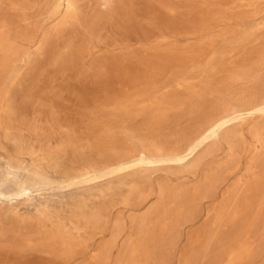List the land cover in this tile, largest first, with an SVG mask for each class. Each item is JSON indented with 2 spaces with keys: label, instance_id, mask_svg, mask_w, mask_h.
Segmentation results:
<instances>
[{
  "label": "rangeland",
  "instance_id": "374dc122",
  "mask_svg": "<svg viewBox=\"0 0 264 264\" xmlns=\"http://www.w3.org/2000/svg\"><path fill=\"white\" fill-rule=\"evenodd\" d=\"M0 264H264V0H0Z\"/></svg>",
  "mask_w": 264,
  "mask_h": 264
}]
</instances>
